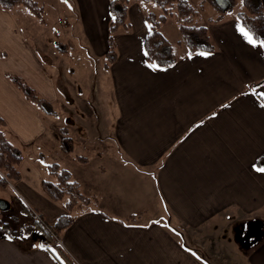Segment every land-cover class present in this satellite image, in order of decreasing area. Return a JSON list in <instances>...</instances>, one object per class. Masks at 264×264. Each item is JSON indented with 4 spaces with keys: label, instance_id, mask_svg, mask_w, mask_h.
<instances>
[{
    "label": "crops",
    "instance_id": "1",
    "mask_svg": "<svg viewBox=\"0 0 264 264\" xmlns=\"http://www.w3.org/2000/svg\"><path fill=\"white\" fill-rule=\"evenodd\" d=\"M44 1V21L31 33L24 7L0 8V118L22 156L20 181L0 186V209L17 203L48 223L66 214L43 187L51 162L98 203L76 208L60 247L32 231L2 237L0 264H264V45L245 37L236 12L192 0L214 51L177 46L174 65L155 67L144 41L146 15L159 10L132 0L130 28L115 34L117 58L106 68L110 0ZM169 23L162 33L172 42ZM74 30L77 48L68 52L62 36ZM10 76L58 115L29 102ZM87 90L97 92L87 98ZM62 127L87 163L61 150ZM183 227L205 258L184 244Z\"/></svg>",
    "mask_w": 264,
    "mask_h": 264
},
{
    "label": "trees",
    "instance_id": "2",
    "mask_svg": "<svg viewBox=\"0 0 264 264\" xmlns=\"http://www.w3.org/2000/svg\"><path fill=\"white\" fill-rule=\"evenodd\" d=\"M132 0H110L109 10L111 19L108 26L109 50L106 54L108 68L117 58L115 34L120 30H128L130 22L128 20V8ZM153 3L158 12H149L146 15L150 32L144 41L146 60L151 65L163 68L174 65L178 56L175 45L185 46L188 54L198 52H213L214 45L211 41L208 27L199 21L200 9L193 6L189 0H143ZM232 9L237 2L242 8L236 12V17L241 25L250 31L257 40H264V10L260 0H229ZM219 12L223 13L214 0H207ZM17 7L29 9L40 21H44V8L35 0H0V8L12 11ZM229 9V10H230ZM228 10V11H229ZM176 12L179 16L180 40L174 45L162 33V26ZM227 12V11H226ZM12 83L24 95V97L40 108L42 112L57 116L58 112L47 102L35 89L18 76H10ZM264 82L261 81L257 85ZM62 136L60 148L66 154L74 158L79 163H87L88 157L75 154V142L67 127L60 129ZM22 156L10 141L6 124L0 118V186L6 188L21 179L19 171ZM43 187L48 195L55 201L64 204L67 213L60 216L53 223L42 221L32 216V224L26 226L22 233H29L38 229L43 235L42 244L48 248L55 244L54 235L61 237L62 233L73 223L76 208L80 205L89 207L96 205V197H89L84 194L81 184L76 181L72 174L60 164L51 162L46 164ZM30 212V211H29ZM31 213V212H30ZM2 211L0 209V216ZM19 232L14 230L8 222L0 217V239L2 237H13Z\"/></svg>",
    "mask_w": 264,
    "mask_h": 264
},
{
    "label": "rangeland",
    "instance_id": "3",
    "mask_svg": "<svg viewBox=\"0 0 264 264\" xmlns=\"http://www.w3.org/2000/svg\"><path fill=\"white\" fill-rule=\"evenodd\" d=\"M35 1H37L38 4L41 5V6H44V5L47 6V5L50 4L49 2H45L44 0H35ZM189 1L191 2L192 0H189ZM208 5H210V4H208ZM72 8L73 7L66 6L65 13H66L67 16L70 14V12H72ZM197 8L200 9V7H197ZM241 8H242V5L239 2H237L235 4V6L232 9H230L229 11H227V12H237ZM22 9H24L26 14H27V17L25 19L23 18L21 20V21H23L24 28L26 29V31H27V29H28L29 33H31V31L33 29H35V31H37L36 29H38L37 26H39V21L40 20L29 9H27L25 7L22 8ZM53 12L54 13H52V14L54 15V17L51 18L52 22H53V18H55V15H56V8L53 9ZM16 14H18V13H16ZM179 20L180 19H179L178 14L176 12H174V14L169 18V22L170 23H169V25H168L169 27H168V29L166 31L167 37H169V39L172 41V43L174 45L176 44V42L173 40V39H175L174 34L176 36L179 35L178 29H177V25L176 24L174 25V23L179 22ZM68 22L72 23V21L70 19L68 20ZM53 36L55 38V33H54ZM63 36H62V39L64 40V43L67 44L68 52H69L70 48H72V44L74 43L75 47H76V44H77V39H76L77 36H76L75 30L71 31L70 33L68 32L67 34H63ZM175 47H177V45H175ZM183 47L185 48V46H183ZM74 51H76V49ZM77 89L79 90L80 87H78ZM95 92H97V90H94V92L90 91V90H87V91H84L83 94L87 98H89V95L91 93L94 94ZM101 96H103V95H101ZM101 101H102V98H101ZM1 219L3 221H5V222H8L11 225V227L14 230L18 231V232H22L25 229L26 226H29V225L32 224L31 218L26 213H24L21 210V208L18 206L17 203H13L12 211L11 210L10 211H6L5 214L2 213ZM182 229H184L183 230V236H182V238L184 239V244L187 245V246H190V244H191L192 246L201 249L202 255L205 258L207 256V254L204 251V247L200 243H198L196 241V239H197L196 238V234L194 232H192L191 230L187 229L186 227H183ZM32 232H33V236H40L39 234H41V233H39V231L35 230L34 228H33ZM55 245H56V242H55V244L53 246H55ZM223 257L226 259L225 254H224Z\"/></svg>",
    "mask_w": 264,
    "mask_h": 264
},
{
    "label": "snow or ice",
    "instance_id": "4",
    "mask_svg": "<svg viewBox=\"0 0 264 264\" xmlns=\"http://www.w3.org/2000/svg\"><path fill=\"white\" fill-rule=\"evenodd\" d=\"M240 31L243 32V34L245 35V37L253 44H261L264 45V40H257L253 34L248 31L247 29H245L243 26L240 27ZM262 95H264V93H262Z\"/></svg>",
    "mask_w": 264,
    "mask_h": 264
},
{
    "label": "water",
    "instance_id": "5",
    "mask_svg": "<svg viewBox=\"0 0 264 264\" xmlns=\"http://www.w3.org/2000/svg\"><path fill=\"white\" fill-rule=\"evenodd\" d=\"M218 7L222 11H228L231 8V3L229 0H214ZM6 204V203H5Z\"/></svg>",
    "mask_w": 264,
    "mask_h": 264
},
{
    "label": "built area",
    "instance_id": "6",
    "mask_svg": "<svg viewBox=\"0 0 264 264\" xmlns=\"http://www.w3.org/2000/svg\"><path fill=\"white\" fill-rule=\"evenodd\" d=\"M30 210H31V212H32V214H33L34 217H36L37 219H39L40 221H42L41 216L35 210H33L31 208H30ZM54 238H55L56 245L60 247L62 245V241H61L60 237L54 235Z\"/></svg>",
    "mask_w": 264,
    "mask_h": 264
}]
</instances>
